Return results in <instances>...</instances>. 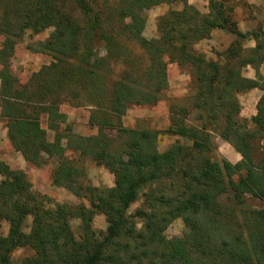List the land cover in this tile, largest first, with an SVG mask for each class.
Here are the masks:
<instances>
[{
	"label": "trees",
	"instance_id": "16d2710c",
	"mask_svg": "<svg viewBox=\"0 0 264 264\" xmlns=\"http://www.w3.org/2000/svg\"><path fill=\"white\" fill-rule=\"evenodd\" d=\"M117 1L109 5L108 0H9L0 10V37L4 38L0 43V118L6 123V138L33 166L41 165L44 156L57 158L52 185L88 204L48 208L46 197L30 191L22 171L0 161V225L7 224L6 235L0 233V264H14L11 254L17 249L30 252L18 264H119V253L127 264H264V150L258 160L253 155L264 139V82L259 74L264 32L240 33L227 10L209 0L206 15L188 6L167 12L158 22V37L146 40L141 36V11L173 0ZM66 2L78 19L64 10ZM48 27L55 29V36L38 42L35 51L49 56L51 62L18 86L7 70L15 41L25 30L36 34ZM213 30L224 31L234 40L217 56L221 60L209 61L193 46L209 39ZM246 38L254 42L253 48H242ZM122 41L142 50L147 66L134 78L121 72L108 84L101 71L107 61L125 64ZM98 45L105 54L100 59L94 52ZM168 64L186 67L198 124L185 126L184 118H178L185 110L170 108L169 125L163 132L119 127L130 106H153L161 100ZM246 67L253 70L252 79L242 75ZM253 89L261 93L255 114L241 120L237 96ZM78 97L91 109L88 125L96 128V134L64 136L66 146L111 173L110 188L77 182L82 173L64 157L66 146L61 145L56 128L64 124L69 131L70 127L58 107L63 102L77 106L69 101ZM40 115H45L47 129L54 132L51 142L40 127ZM105 129L117 130L118 152L112 150ZM162 133L188 140L191 146L174 143L157 152L156 138ZM212 133L239 155L238 162L211 160L208 139ZM175 178L180 194L164 197V186L171 183V189ZM149 185L157 186L144 196L149 212L137 209L127 215L128 207ZM95 215L104 217V233L91 227ZM27 217L30 225L24 233ZM132 218L141 221L139 232L133 230ZM71 219L80 222L77 238L69 227ZM174 219L191 229L189 236L165 238L164 229Z\"/></svg>",
	"mask_w": 264,
	"mask_h": 264
},
{
	"label": "rangeland",
	"instance_id": "374dc122",
	"mask_svg": "<svg viewBox=\"0 0 264 264\" xmlns=\"http://www.w3.org/2000/svg\"><path fill=\"white\" fill-rule=\"evenodd\" d=\"M6 1L0 2V10ZM117 0H108L109 5H113ZM209 0H173L170 4H161L150 7L141 11L140 15L143 18L144 24L141 36L148 39H156L158 37L157 26L159 20L166 15L169 11L180 12L184 6H188L198 12L200 15H206L208 12ZM219 2L223 9H226L229 13L230 22L235 24L237 31L243 34L250 32H258L261 30L264 32V0H214ZM64 10L72 17L78 19V14L69 2L64 4ZM1 12V11H0ZM1 14V13H0ZM55 29L48 27L39 33L34 34L30 30H25L20 39L15 41L10 57L7 60V70L11 77L18 86L24 85L30 80L32 74L38 72L41 67L47 66L51 59L45 54L36 52L38 49L37 43L47 39H51L55 36ZM234 40V37L221 30H213L210 32L209 39L201 40L194 44L193 50L204 56L206 60L216 61L217 56L222 54L228 45ZM4 41L3 37H0V43ZM122 48H124L123 62L121 65L116 63L113 65L110 61H107L108 65L101 73L108 84L114 82L117 76L121 72L131 73L132 78L139 75L147 66V60L145 54L136 45L129 41H122ZM242 48L245 50L253 48L254 42L249 38L241 43ZM94 52L97 58H103L105 56L102 47L98 45L95 47ZM221 60V58H218ZM249 67L242 70L243 76H254ZM259 74L264 82V61L259 67ZM166 85L167 88L163 92L161 100L155 105H135L127 108L125 114L120 118L119 123L121 128L132 129L138 132L144 131H158L163 132L169 125V109L179 110L184 109L183 113H180L178 118H184V125H197L198 122L195 119L196 113L191 106V98L194 94V88L189 77L188 71L184 66H176L175 64H168L166 66ZM249 92V91H248ZM245 92L237 96L238 103L240 105L239 118L241 120L248 121L255 114L254 97L252 94ZM260 93V92H259ZM261 94V93H260ZM71 104L77 103V106L70 105L68 102H63L59 105L58 111L65 116L66 123L70 130H64V124L58 125L56 128L57 135L61 138V145L66 146L64 136H79L90 137L96 134V128L88 125V117L90 108L85 106L83 99L73 98L70 99ZM69 104V105H68ZM40 127L45 130L47 141L51 142L54 137V132L47 129L45 115H40ZM196 123V124H195ZM5 121L0 118V161L4 162L9 168L13 170L22 171L27 181L30 184V191L38 196L46 197L45 206L53 208L55 204H64L70 207L82 204L88 207V204L84 199H80L72 195L66 189L62 187H56L52 185L51 176L55 167L57 166V158L44 156L41 160V165L33 166L26 163L19 153L15 152L7 138ZM105 136L110 140L112 150L114 152L119 151L120 138L117 130L105 129ZM211 151L208 156L212 161H220L224 159L230 164H234L240 160L239 155L236 156L233 149L221 141L215 134H210L208 139ZM178 143L184 147H190L191 143L181 137L159 134L156 138L155 147L157 152L165 151L170 145ZM257 151L253 154L255 159L261 157L260 153L264 150V139L261 140L255 148ZM262 148V149H261ZM64 157L73 162V166L82 173V177H79L77 182L89 185L95 189H104L112 187L113 177L105 168L97 166L88 156H80L77 151L68 149L64 152ZM175 178L173 180V187L170 189L171 183L164 186L162 194L164 197H177L180 194ZM156 185H149L143 188L134 203H132L127 211V215H132L135 210L141 209L149 212L146 206H144L143 200L150 189H156ZM218 202L222 203L223 199H219ZM251 205V203L249 204ZM133 230L139 232L142 228V223L137 218L130 219ZM30 218L27 217L23 222L22 231L27 233L29 230ZM0 233L5 236L7 233V224L2 222L0 225ZM69 227L75 238L78 237L80 222L77 219H71L69 221ZM91 227L95 232L104 233L106 223L102 215H95L91 220ZM191 229L184 226L180 219H174L169 222L163 232V235L167 239L171 238H185L189 236ZM30 252L26 249H17L11 254V260L14 264H18L20 259L28 256ZM120 258L119 264H127L124 259L123 253L117 254Z\"/></svg>",
	"mask_w": 264,
	"mask_h": 264
},
{
	"label": "crops",
	"instance_id": "0c3cea01",
	"mask_svg": "<svg viewBox=\"0 0 264 264\" xmlns=\"http://www.w3.org/2000/svg\"><path fill=\"white\" fill-rule=\"evenodd\" d=\"M252 70V69H251ZM253 72V71H252ZM254 73V72H253ZM244 77H246V78H253V74H252V76H249V75H247V76H244ZM247 94H252V96L255 98L254 99V106H255V104H256V102H257V100H258V98L260 97V93H259V91L257 90V89H253V90H250ZM239 115H241V113L239 114ZM235 153V152H234ZM235 155L236 156H238V154L237 153H235Z\"/></svg>",
	"mask_w": 264,
	"mask_h": 264
}]
</instances>
